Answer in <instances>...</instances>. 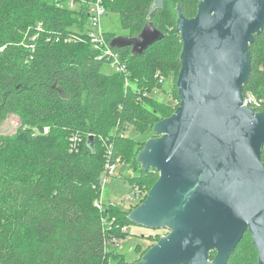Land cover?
<instances>
[{
	"label": "trees",
	"instance_id": "obj_1",
	"mask_svg": "<svg viewBox=\"0 0 264 264\" xmlns=\"http://www.w3.org/2000/svg\"><path fill=\"white\" fill-rule=\"evenodd\" d=\"M72 1L76 6L71 0H0V120L15 113L26 126L0 134V264H135L114 242L128 237L131 207L110 202L100 210L102 180L110 165L130 158L138 163L141 148L125 135L129 127H153L174 113L153 96L171 73L181 101L178 8L192 18L200 0H164L151 16L154 0H102L129 29L124 35L139 34L149 16L164 34L140 55L129 46L112 48L127 66L114 73L102 69L112 56L81 33L91 0ZM110 33L109 42L116 36ZM249 51L243 92L263 111L264 28ZM261 158L264 163V144ZM139 166L129 181L145 194L134 207L160 176ZM258 256L247 230L227 264H260Z\"/></svg>",
	"mask_w": 264,
	"mask_h": 264
},
{
	"label": "water",
	"instance_id": "obj_2",
	"mask_svg": "<svg viewBox=\"0 0 264 264\" xmlns=\"http://www.w3.org/2000/svg\"><path fill=\"white\" fill-rule=\"evenodd\" d=\"M163 5L154 0L149 15ZM178 12L181 101L137 155L160 176L128 215L170 231L136 264H227L247 230L264 264V110L245 105L243 92L264 0H200L194 17ZM150 16L139 34L117 35L111 47L140 55L162 39Z\"/></svg>",
	"mask_w": 264,
	"mask_h": 264
},
{
	"label": "rangeland",
	"instance_id": "obj_3",
	"mask_svg": "<svg viewBox=\"0 0 264 264\" xmlns=\"http://www.w3.org/2000/svg\"><path fill=\"white\" fill-rule=\"evenodd\" d=\"M74 5L76 6V4ZM101 22L104 29L107 32H111L110 34L113 33V36L124 35L129 31V29L123 28L120 22V16L116 12L107 11L102 17ZM90 26L91 24L88 21L86 27ZM102 69L107 73L115 72V68L111 64H105ZM174 80L175 75L171 73L170 77L163 83L164 88L153 95L159 100L169 104L168 106H170L172 110L176 109L178 105ZM153 127L149 125L145 128L141 126L140 129H136L131 126L128 128L125 135L134 140V149L141 148L142 150L149 139L156 137ZM23 128H26V126L23 125L18 114L10 113L4 120H0V134L14 135ZM139 165L141 164L139 162L136 163L133 158H130L126 163L119 162L115 171L104 183L98 201H102L103 203H117L121 206L122 210H127L131 207V211L135 208L134 204H137L138 200H130V196L133 195V186L129 178L137 174L136 170H140ZM143 194H145V192H143ZM169 231L168 228L150 229L133 223L128 226V237L118 240L116 247H118L120 253L124 254L125 259L136 264L142 260L144 254L157 243L162 236L169 233ZM215 255L216 252L213 251L212 259ZM108 261L109 264H115L114 261Z\"/></svg>",
	"mask_w": 264,
	"mask_h": 264
},
{
	"label": "built area",
	"instance_id": "obj_4",
	"mask_svg": "<svg viewBox=\"0 0 264 264\" xmlns=\"http://www.w3.org/2000/svg\"><path fill=\"white\" fill-rule=\"evenodd\" d=\"M85 1V0H83ZM70 6H74V2L71 1L69 3ZM107 9L102 3V0H91L89 2V13H88V21L90 22L91 26L86 27L84 33L87 35V37L92 41L94 46L100 50L102 55H109L112 56L113 58V63L111 65L114 66L115 71L119 72H127V66L125 63H123L118 56L116 52L113 51L110 42L107 39L106 36V30L104 29V26L102 25V17L106 14ZM87 21V23H88ZM157 76L160 77V81H163V77L157 73ZM244 104L251 106L255 108L257 105H261L259 100L252 94V93H247L244 95ZM256 109V108H255ZM118 163L110 165L109 166V175H111L115 169ZM110 177V176H109ZM103 178L102 180V188L104 186V183L106 180L109 178ZM143 195V192L136 187L133 190V195L130 196V200L134 201L135 199H139ZM97 207L102 210L104 208V204L102 201H97L96 202ZM115 244L118 242V240L114 239Z\"/></svg>",
	"mask_w": 264,
	"mask_h": 264
}]
</instances>
